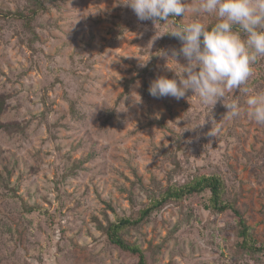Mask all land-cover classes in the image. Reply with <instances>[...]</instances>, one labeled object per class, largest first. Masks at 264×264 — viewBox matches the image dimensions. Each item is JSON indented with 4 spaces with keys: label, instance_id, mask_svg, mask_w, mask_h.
Wrapping results in <instances>:
<instances>
[{
    "label": "rangeland",
    "instance_id": "rangeland-1",
    "mask_svg": "<svg viewBox=\"0 0 264 264\" xmlns=\"http://www.w3.org/2000/svg\"><path fill=\"white\" fill-rule=\"evenodd\" d=\"M124 2L44 0L27 22L17 15L27 0H0L2 120L21 127L0 130V264H135L98 221L136 217L148 190L201 173L224 177L225 199L264 239V125L248 116L244 91L264 92V58L215 105L191 90L179 101L153 97L157 78L176 76L167 67L182 71L163 55L181 47L166 32L216 18L185 0L179 23L155 24ZM233 100L240 115L228 118L224 103ZM237 232L231 211L212 212L191 195L125 237L144 249L147 264H264L261 252L237 246Z\"/></svg>",
    "mask_w": 264,
    "mask_h": 264
},
{
    "label": "clouds",
    "instance_id": "clouds-1",
    "mask_svg": "<svg viewBox=\"0 0 264 264\" xmlns=\"http://www.w3.org/2000/svg\"><path fill=\"white\" fill-rule=\"evenodd\" d=\"M123 4L140 21L151 20L155 24L183 17L189 11L185 0H125ZM195 11L201 16H214L216 22L209 25L197 19L166 32L181 41V47L173 49L170 56L163 55L167 61L173 58L182 66V71L167 67L176 76L157 78L149 94L179 101L191 90L203 104L215 105L222 98L224 101L226 91L246 85L254 65L264 58V0H199ZM180 55L186 64L178 62ZM244 91L248 116L264 125V92H252L248 88ZM224 105L228 118L240 115L237 101Z\"/></svg>",
    "mask_w": 264,
    "mask_h": 264
},
{
    "label": "trees",
    "instance_id": "trees-1",
    "mask_svg": "<svg viewBox=\"0 0 264 264\" xmlns=\"http://www.w3.org/2000/svg\"><path fill=\"white\" fill-rule=\"evenodd\" d=\"M29 2L28 8L25 11H17V15L25 17L27 22L37 15L38 12L45 6L44 0H27ZM172 20L178 22V17H172ZM210 23L209 25L215 23ZM8 106V95L6 93L0 94V130L4 129L12 131L21 129L19 124L8 123L2 120V115ZM138 184L142 187L143 183L141 177L136 179ZM227 191V183L223 176L213 173H201L195 175L191 180L183 184H169L162 188L159 192L148 190L149 201L138 211L136 217L132 216H118L114 221L108 220L106 224L98 221V228L106 234L109 242L118 245L127 252L132 253L138 258L135 264H147L144 249L136 242H131L125 237L131 228H138L143 222L148 221L150 216L160 209H162L169 202H183L191 195H198L202 198V206L210 211L216 213H224L231 211L236 216L238 224L237 235L239 241L237 246L241 249L258 253L261 252L264 256V239L259 240L252 232L244 212L237 205L236 202L225 199ZM98 220V219H97Z\"/></svg>",
    "mask_w": 264,
    "mask_h": 264
}]
</instances>
